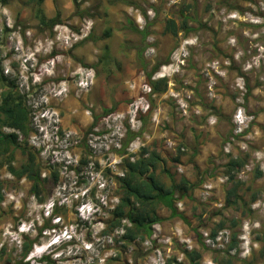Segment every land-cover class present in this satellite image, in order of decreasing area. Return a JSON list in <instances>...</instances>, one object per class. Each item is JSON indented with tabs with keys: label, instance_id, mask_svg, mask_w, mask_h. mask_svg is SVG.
Masks as SVG:
<instances>
[{
	"label": "rangeland",
	"instance_id": "rangeland-1",
	"mask_svg": "<svg viewBox=\"0 0 264 264\" xmlns=\"http://www.w3.org/2000/svg\"><path fill=\"white\" fill-rule=\"evenodd\" d=\"M224 10L242 16L230 21ZM182 15H190L197 31H165L168 19L179 23ZM52 19L58 22L50 26ZM130 20L139 27L151 22L144 58ZM185 40L192 43L185 65L162 70ZM33 51L35 66L28 68ZM215 60L222 75L209 66ZM158 62L152 79H161L160 70L169 73L162 77L168 81L164 92H152L144 70ZM0 67L30 112V135L20 141L41 173L39 195H33L29 178L13 175L3 157L0 264H38L49 253L56 258L49 256L48 264H145L160 258L157 248L175 264H189L186 250H196L200 264H264V0H0ZM6 85L0 84V95ZM174 91L185 98L186 111ZM65 100L72 107L64 108ZM106 108L113 112L104 116ZM239 110L246 120L240 134L234 120ZM43 115L54 123H46L45 135ZM130 127L139 134L120 151ZM143 147L161 157L155 170L160 182L186 178L195 187L175 204L189 223L158 205L163 220L152 235L130 242L120 238L122 226L110 235L104 231L124 196L117 177ZM13 156L15 167L27 157L20 149ZM231 156L245 161L233 180L226 166ZM232 187L237 194L228 202ZM53 203L59 224L45 220ZM37 220L50 234L34 239ZM215 229L229 243L237 233V246L214 249L204 234ZM26 237L34 242L24 255L17 239Z\"/></svg>",
	"mask_w": 264,
	"mask_h": 264
},
{
	"label": "trees",
	"instance_id": "trees-1",
	"mask_svg": "<svg viewBox=\"0 0 264 264\" xmlns=\"http://www.w3.org/2000/svg\"><path fill=\"white\" fill-rule=\"evenodd\" d=\"M42 3L43 0H38ZM77 2V0H75ZM195 1V0H193ZM143 16L148 18L146 10L143 9ZM190 15H182L180 22L176 19L171 18L166 22L165 31L171 32L174 36H177L179 32H183L184 35H188L191 32L197 31V27L190 26L189 20ZM43 23H46V19L42 18ZM131 21V20H130ZM58 22L57 19L50 21V26L55 25ZM151 22L147 21L143 28H140L137 24L131 21V30L141 35L143 47L139 50V57L144 58L143 54L147 47L146 39L150 34ZM161 62L156 63L151 69L144 67L147 83L151 87L152 92H164L167 90L168 81L166 78L153 80V74L158 70ZM0 84L8 87L7 91H4L0 95V166L6 164V160L3 157H9L8 168L9 171L22 178L28 177L32 182L31 192L33 195H39L41 173L39 168L36 166L35 156L31 154L26 146L20 141V137L24 139L28 138L31 130V116L28 111L23 98L20 94L14 93L16 86L14 83L7 82V77L3 74L2 68L0 67ZM161 85L163 87H161ZM151 95V93H149ZM104 116L113 112V109L106 108ZM96 124L93 123L92 127ZM3 128L12 129L9 132L4 131ZM127 137L123 143L122 149L124 151L128 146V143L138 136V132L127 129ZM125 137V136H124ZM27 140H24V144ZM25 146V147H24ZM16 149H20L25 154L26 160L20 167L12 165L14 160L13 153ZM161 159L156 149L150 150L147 147H143L135 161L126 159L125 168L126 173L122 177H117L120 186L123 189V197L120 199V203L112 209V220L110 226L105 229V234L110 235L114 232L117 227H123L124 232L120 236L122 240L133 241L136 239H144L149 237L153 233V226L163 220L162 217L156 212V206L162 205L170 210L171 217H179L184 222L189 223V218L184 215L183 212H179L176 207L177 198H182L188 195L189 189H193L195 184L188 181L186 178L177 181L172 180L169 186L160 182L155 174L157 162ZM179 157L176 158L178 160ZM245 161L239 157H230L227 162V174L230 179H235V174L244 166ZM72 167V166H71ZM76 169V166L73 167ZM237 194V188L232 187L228 191V202L230 198ZM3 195L0 192V201ZM253 201L256 200L254 196ZM236 203L237 200H232ZM123 220H128V224H124ZM45 227L47 225H44ZM222 226V225H221ZM43 230V229H41ZM217 230H213L212 236L215 237ZM201 237L202 235L199 234ZM237 233H233L231 242L228 244L227 251L234 249L237 246ZM34 239L26 237L23 241V252L26 255L32 248ZM186 257L189 259V264H200V254L194 251H185ZM235 255V254H234ZM176 262V260H175ZM177 264H182L177 262Z\"/></svg>",
	"mask_w": 264,
	"mask_h": 264
},
{
	"label": "built area",
	"instance_id": "built-area-1",
	"mask_svg": "<svg viewBox=\"0 0 264 264\" xmlns=\"http://www.w3.org/2000/svg\"><path fill=\"white\" fill-rule=\"evenodd\" d=\"M222 14L224 16H226V19L227 20H230V21L231 20H233V21L234 20H237L238 18H240L242 16V14H240V13H238L236 11H226V10H224L222 12ZM141 28H143V27H141ZM184 45L185 46H183L181 48L180 52H178L176 50V51H174L172 53L170 62L168 64H164L163 67H162V70H166L167 69V70H170V72H176V71L180 70V68H182L185 65L186 59L189 56L188 47L191 46L192 43L190 41H188V40H185L184 41ZM224 64L225 65H229L230 62L229 61H224ZM209 66H211V68L214 70V72L216 74H218V75H222L223 72H224V71L220 70V66H221V61L220 60L213 61ZM156 74H157L156 76L159 75V77H161V78L162 77H166L167 75H169V73H167V75H166V73H163L161 70L159 72H157ZM172 96H173V98L176 99V101L178 102V104L180 105V107L182 109H184V111H186V109L188 107V103L186 102L185 98L182 97L180 95V93L177 92V91H174V93L172 94ZM146 110H148V108H146V109H143L142 108V112H145ZM137 112H138V110H137ZM135 117H136V115H135ZM244 118H245V116H244L242 110H239L236 113L235 117H234V120H235L237 129H238V131H237L238 134H240L244 130V125L246 124V120ZM132 119H133V115H131L129 122H131ZM210 122L211 123H214V122H216V119L212 118V119H210ZM130 129H132V128L130 127ZM126 131H127V129H125V133H126ZM124 134L121 135V138L124 137ZM169 145L171 146V143L170 142H169ZM140 146H144V143H141ZM210 188L211 187H207L206 189H210ZM58 220H60V219L56 217L55 221H58ZM20 230H21L20 231L21 233L25 231L22 228ZM204 237L206 238V242L210 243V245H212V247H214V249H217V250H220V251H225L226 249H228L229 242L223 241V233H222V231H218L217 234L215 235V237H213L209 233H205L204 234ZM151 239L154 240V241L161 242V243L163 242L162 240L160 241L158 235H153L151 237ZM183 239H184L183 242H186V240H185L186 238H183ZM17 240H18L17 241L18 245L22 249L23 241L21 239H17ZM57 240L58 239H55L54 238L50 242L49 245H51L53 242H56ZM149 249H152V247H150ZM232 250L233 249H231L229 251H232ZM155 252L156 253L158 252L160 254V256H159L160 258H158V259H151L150 261L145 262V264H175L174 262H172V263L168 262V256L167 255L165 256V253L162 254L161 249L157 248V249H155ZM30 259H31V257L28 258V260H30ZM37 261H38V264H43V263L48 264V262H39V260H37Z\"/></svg>",
	"mask_w": 264,
	"mask_h": 264
},
{
	"label": "clouds",
	"instance_id": "clouds-1",
	"mask_svg": "<svg viewBox=\"0 0 264 264\" xmlns=\"http://www.w3.org/2000/svg\"><path fill=\"white\" fill-rule=\"evenodd\" d=\"M25 37H27V36L25 35ZM37 53H38V51H35V52L33 51V54H31L30 56H28V58H27V63H29V67L27 65L28 68H30V66H32V65L35 66L34 63L36 62L35 60H36ZM49 53H51V51ZM43 54H45V53H43ZM38 55H41V54H38ZM44 117H45V119H43ZM42 119L44 120V122L41 123V124H39V128H40V132L41 133H44V135H45V130H46L45 129V125H46V123L52 124V125L54 123L52 122V120L49 117H47L45 115H43ZM54 205H55V203H53L51 206H49L51 208L49 210V212L47 211L46 214L44 213L45 220H52L53 221V224H59L60 220L55 221L56 215L54 213L55 212ZM44 225H45L44 223H41L39 221L37 222V226L38 227L35 226V230L39 228V230H38L39 232H37V234L35 235L34 239H37V238L42 237L41 233H43V232H44V234H48V235L50 234V233L45 232V231H47V229L41 230L44 227ZM22 234H25V236L26 235H31L29 232H27V233L22 232ZM53 243H56V242H53ZM49 256H51L52 258H55V256H54L53 253H52V255H51V253H49V254L44 255V256L43 255H40L38 257V260H39V262H48L49 263Z\"/></svg>",
	"mask_w": 264,
	"mask_h": 264
},
{
	"label": "bare ground",
	"instance_id": "bare-ground-1",
	"mask_svg": "<svg viewBox=\"0 0 264 264\" xmlns=\"http://www.w3.org/2000/svg\"><path fill=\"white\" fill-rule=\"evenodd\" d=\"M70 101V100H69ZM68 100H65L64 102H63V107L64 108H67V106H68V108H70V107H72V104H74V102H69ZM67 108V109H68Z\"/></svg>",
	"mask_w": 264,
	"mask_h": 264
},
{
	"label": "flooded vegetation",
	"instance_id": "flooded-vegetation-1",
	"mask_svg": "<svg viewBox=\"0 0 264 264\" xmlns=\"http://www.w3.org/2000/svg\"><path fill=\"white\" fill-rule=\"evenodd\" d=\"M23 252V251H22ZM6 264H12L11 261H7Z\"/></svg>",
	"mask_w": 264,
	"mask_h": 264
}]
</instances>
